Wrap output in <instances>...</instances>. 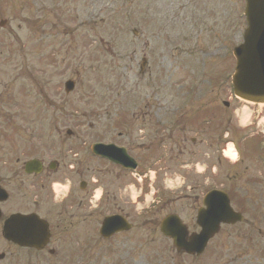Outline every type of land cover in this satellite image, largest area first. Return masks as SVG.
<instances>
[{
    "label": "rangeland",
    "instance_id": "374dc122",
    "mask_svg": "<svg viewBox=\"0 0 264 264\" xmlns=\"http://www.w3.org/2000/svg\"><path fill=\"white\" fill-rule=\"evenodd\" d=\"M98 6L101 10L99 27L85 28V36L91 41L86 40V48L81 52L84 70L75 69L78 59L74 56H70L64 66L58 65L59 56H53L55 65L51 68L41 65L44 62L39 63L35 55L27 53L20 59L22 77L16 79L13 69L18 61L13 52L16 31L12 29L10 35L5 33L0 37V64H9L0 65V96L5 95L0 102L7 97L6 93H10L14 101L11 107L0 103V134H8L9 126L14 130L19 128L20 142L32 146L30 153L21 151L23 156L18 154L22 161L34 157L35 153L47 152L50 143L55 150L53 157L63 155L65 159L71 147L68 145L61 152L59 145L68 142L64 134L67 129L83 135L86 144L96 138L106 141L103 132L107 129L103 132L98 129L116 125L112 122L116 123V117L124 113L141 115V125H131L124 138L111 140V133L108 135L109 142L128 146L137 160H145L137 173L142 175V169L148 164L155 173L150 191H160L154 196H160L156 207L148 211L128 207L130 222L143 219L159 222L164 216L175 214L190 232L197 231L194 220L201 197L211 188L225 189L231 195L233 209L243 215L244 221L222 227L209 243L207 255L197 264H264V164L260 163V159L264 162V147L261 149L258 145L259 142L264 145V106L235 101L230 84L235 66L231 52L241 43L245 29L244 1L100 0ZM10 7H19V3L0 2L4 11ZM129 28L136 29L137 36L134 37ZM33 30L39 31L38 28ZM23 33L18 36L28 38L31 30H23ZM4 45L10 46L9 52L1 47ZM142 58L147 60L143 74L139 73ZM68 79L75 82L68 98L47 99L50 80L52 85L62 86ZM222 102L227 106H222ZM241 106L247 109L239 111ZM8 113L12 116L7 122L5 115ZM211 115L214 122H211ZM224 133L229 136L224 138ZM226 141L233 142L239 152L236 168H230L221 156ZM73 143L79 145L77 141ZM255 147L262 150L259 156L250 154L253 150L259 152ZM85 161L91 160L85 158ZM190 162L206 165L203 178L209 177L204 184L199 179L196 183L199 187L189 193L191 197L197 195L196 200L183 199L173 187L164 185L165 175L169 177L181 164ZM9 164L12 166L2 167L4 175L0 171L5 180L12 177L9 171L19 169L14 161ZM85 164L88 168L86 181L88 178L104 181L105 191L110 192L120 187L121 178L111 177L115 169L103 166L108 169L97 173L96 162ZM212 166H216L217 171L213 176L209 174ZM119 173L117 170L116 175ZM127 180L134 190L139 188L133 179L128 177ZM142 189L144 193L149 190L146 180ZM138 203L144 206L146 202L141 197ZM102 205L107 206L104 198ZM118 206L123 207L119 203ZM148 239H154V246L148 249L154 256L148 257L147 251L133 243L130 264H189L176 258L170 244L158 233L156 236L150 234ZM158 247L162 252L158 253ZM228 256H236L235 261L229 263Z\"/></svg>",
    "mask_w": 264,
    "mask_h": 264
},
{
    "label": "flooded vegetation",
    "instance_id": "af4514ba",
    "mask_svg": "<svg viewBox=\"0 0 264 264\" xmlns=\"http://www.w3.org/2000/svg\"><path fill=\"white\" fill-rule=\"evenodd\" d=\"M10 1H17L19 7L7 8L8 11L0 8V37L5 33L10 35L12 29L16 31L17 40L13 42L14 58L18 60L13 68L16 79L22 77L23 64L20 59L27 53L35 55L34 59L39 62H44L41 65L51 68L55 65L52 62L53 56L60 57V66L66 65L64 63H67L69 57L74 56V59H78L75 66L77 68H74L84 70L81 52L86 48V40L91 41L85 36V28L99 27L100 0ZM36 28L39 31L33 30ZM28 29L31 30L28 38L18 36ZM1 47L6 52L10 50V46ZM66 81L62 86H54L50 80L47 99L52 101L61 96L68 98L72 93H65ZM9 95L0 102H4L6 107H11L14 102ZM4 97L5 95H1L0 99ZM18 113L20 114L19 110ZM145 114L149 116L148 113ZM11 116L10 113L5 115L7 122ZM131 117L135 119L134 114H131ZM58 132L60 133L59 130ZM18 133V127L14 130L9 126L8 134H0L2 175L5 174L2 167L12 166L9 163L13 161L19 167L8 172L12 175L11 178L5 180L0 175V189L7 195L0 203V264H130V246L133 243L147 251L148 257L154 256L148 251L150 246H154V239L148 238L150 234L156 236L157 233L162 237L159 222L150 219L130 222L128 207H119L116 197L111 196L113 202L106 207L91 200L97 181L92 182L90 178L86 181L88 169L85 164L86 148L83 135L75 136L74 132H70L65 140L68 142L60 143L61 152L66 146L71 147L67 158L64 159L63 155L59 158L53 157L55 150H52L53 143H50V148L46 147L47 152L35 153V156L30 158L36 160L38 166L27 169L25 163L29 159L22 161L19 155L23 156L21 151L30 153L32 146L31 143H21ZM73 141H77L79 145ZM95 171L99 172L100 169L95 168ZM56 186L59 190L54 189ZM10 188L14 191L11 192ZM13 215L20 218L16 240L9 241L3 237L2 231L6 221ZM114 215L122 217L127 223H115L110 230L101 233L104 219ZM21 219L26 220L25 225L21 224ZM28 225H33V230H29ZM162 239L171 243L168 239ZM161 250L162 248L158 247V253ZM172 250L174 251L173 248ZM176 256L189 264H197L200 257L182 253H176ZM228 257L229 263L235 261L236 256Z\"/></svg>",
    "mask_w": 264,
    "mask_h": 264
},
{
    "label": "water",
    "instance_id": "95a60500",
    "mask_svg": "<svg viewBox=\"0 0 264 264\" xmlns=\"http://www.w3.org/2000/svg\"><path fill=\"white\" fill-rule=\"evenodd\" d=\"M244 1L246 29L243 42L232 51L235 58L232 76L233 94L246 102L264 104V0ZM97 149L107 150V148ZM116 155L123 156L124 152H118ZM124 161L126 162H118L123 167L135 168L131 161L127 159ZM202 204L204 208L197 212L196 217V224L201 228L199 234L187 238L186 229L176 216H169L161 222L162 233L173 239L177 250L199 255L208 240L218 232L221 224L232 225L242 221V217L231 210L227 196L222 192H209L203 198ZM10 221L4 232L7 239L14 241L16 222L15 219ZM113 222L121 221L119 218H109L105 220L104 225L108 226Z\"/></svg>",
    "mask_w": 264,
    "mask_h": 264
},
{
    "label": "bare ground",
    "instance_id": "6f19581e",
    "mask_svg": "<svg viewBox=\"0 0 264 264\" xmlns=\"http://www.w3.org/2000/svg\"><path fill=\"white\" fill-rule=\"evenodd\" d=\"M231 153L229 152L228 155H230Z\"/></svg>",
    "mask_w": 264,
    "mask_h": 264
}]
</instances>
